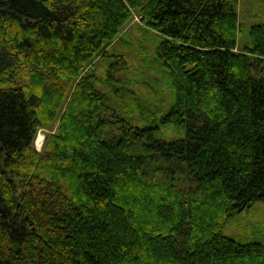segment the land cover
Listing matches in <instances>:
<instances>
[{"label":"trees","instance_id":"16d2710c","mask_svg":"<svg viewBox=\"0 0 264 264\" xmlns=\"http://www.w3.org/2000/svg\"><path fill=\"white\" fill-rule=\"evenodd\" d=\"M252 3L0 0V264H264L225 232L264 204Z\"/></svg>","mask_w":264,"mask_h":264},{"label":"rangeland","instance_id":"374dc122","mask_svg":"<svg viewBox=\"0 0 264 264\" xmlns=\"http://www.w3.org/2000/svg\"><path fill=\"white\" fill-rule=\"evenodd\" d=\"M252 5H255L253 6V8L256 13V4L252 3V0H240V19L246 25H248L249 21L252 19V15L249 11ZM133 20H137V16H134ZM132 24L133 22H129L127 24V27L130 28ZM10 60L11 58L7 54L0 51V67L10 63ZM100 67H102V64L100 65ZM100 70L101 68H99L97 71L99 72ZM141 89H143V87ZM57 125L58 122L55 121L51 126L40 127L33 139V145L39 149L43 143L46 133L55 130ZM164 132L165 134L173 133L171 130H167ZM225 232L235 235L240 239L263 238L264 204L256 201L253 202L248 208L236 213L232 218L228 220Z\"/></svg>","mask_w":264,"mask_h":264}]
</instances>
